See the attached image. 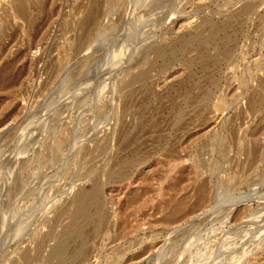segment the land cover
<instances>
[{"label":"rangeland","instance_id":"374dc122","mask_svg":"<svg viewBox=\"0 0 264 264\" xmlns=\"http://www.w3.org/2000/svg\"><path fill=\"white\" fill-rule=\"evenodd\" d=\"M10 1L0 0V264L34 254L35 238L59 228L56 208L109 170L120 177L101 192L112 218L123 208L125 235L94 236L93 264H264V0H94L106 10L82 23L85 0H42L31 20ZM165 44L174 54L126 90L142 54ZM105 136L89 171L83 158Z\"/></svg>","mask_w":264,"mask_h":264},{"label":"bare ground","instance_id":"6f19581e","mask_svg":"<svg viewBox=\"0 0 264 264\" xmlns=\"http://www.w3.org/2000/svg\"><path fill=\"white\" fill-rule=\"evenodd\" d=\"M40 1H42V0H12V2L11 1L10 2L13 5V6L12 5L11 6L14 8V10L16 11V13H18L19 16H22L23 18L31 20L33 14H34V11L38 7ZM106 3H108V2H106ZM106 3L104 1L100 6H98L94 2V0H85V6H84V8H82L83 10L79 11V14H78V17L81 20L80 23H82V21L89 16L98 17L99 11L106 10V7H107ZM117 4H118V2H117ZM108 6H109V4H108ZM247 6L248 5L245 4L242 7V9L247 8ZM140 10H141V8H140ZM94 14H97V15H94ZM107 17H105V18H107ZM97 28H98V26L97 27L93 26L91 32L93 34H95V33L97 34V32H96ZM163 39H165V38H163ZM84 43L85 42H83L80 45V47L83 46ZM152 48L153 47H151V50H150V51H152V52H150V53H152V55L149 57L146 54L147 52L143 53L141 58L137 62V69L132 70L130 68L131 70H129L127 75L122 79V85L126 90H131L133 88V83L135 81L139 82V84H142L146 81V79L149 75V67H150L151 63L153 62V60H155L156 58H159V57L170 56V55L174 54L173 47L171 45H168V44L161 45L157 48H153V49ZM81 49H82V47H81ZM82 63H83V61H82ZM44 133H46V132H44ZM108 142H109V136H105L96 142L95 149L93 151H88L86 153L87 154L86 157L83 158V164L87 167V169L89 171L91 169L90 162H91L93 155H95L96 153L105 151V149L108 148ZM50 162H51V160H50ZM88 174H90V172H88ZM120 174L121 173L118 170L117 171L109 170L108 172L99 171L96 174L91 173L90 174V179L92 181L91 189L90 190H84L82 188V185H80L79 187L76 188L72 197H70L63 205L56 208L55 214H54V221L58 223L59 228L58 229L50 228L47 232H45L41 235L39 234L40 236H37L35 238L34 254H32L33 252L30 253L28 250H23L21 255H20V259H21L20 263H22V264H33V262H32L33 259L35 257H37V258H40V260H43V262L44 261L49 262L50 264H93V262H94L93 255L94 254L92 253V247H93V243H92L93 240L92 239L94 236H96L100 231H106L109 228V226H112L116 233H118L120 235H125V230L122 228V225L125 222V217L123 214V208L120 207L119 211L117 213V216L115 218H112L111 212L109 211V204L107 201H104L103 194L101 192L102 186L106 182H109V180L115 182L116 181L115 179L119 178ZM41 175H42V173H41ZM232 177H233V175H232ZM225 179H227V178L225 177ZM229 180H228V182H225V184L232 185V183ZM197 190L199 192L202 191L203 185L198 184ZM175 211L176 210H174L173 212H175ZM173 212L170 214H173ZM63 218H66V220L63 221ZM46 237L52 238L53 241L50 244L49 248L46 249L47 251L45 253H42L43 240ZM99 253H100V251H99ZM11 264H15V262H13ZM17 264H19V262ZM38 264H43V263L41 262Z\"/></svg>","mask_w":264,"mask_h":264}]
</instances>
